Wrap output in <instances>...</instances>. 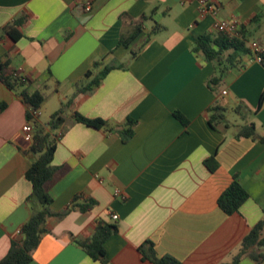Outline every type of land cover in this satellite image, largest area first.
Wrapping results in <instances>:
<instances>
[{"label":"crops","instance_id":"1","mask_svg":"<svg viewBox=\"0 0 264 264\" xmlns=\"http://www.w3.org/2000/svg\"><path fill=\"white\" fill-rule=\"evenodd\" d=\"M86 1L0 0V60L30 80L16 90L0 80V259L31 215L25 172L34 156L20 131L27 105L18 92L43 93L37 121L46 124L40 116L51 115L70 98L75 83L86 85L112 63L98 84L74 95L66 110L52 159L58 172L48 184L53 212L64 210L75 195L96 204L49 216L28 264H101L73 240L91 235L100 220L118 227L104 242L108 264H155L139 251L148 241L158 257L179 264L229 262L263 216L264 144L209 125L215 95L207 80L214 68L192 45L198 35L215 33V19L238 21L253 41L249 53L226 71L227 89L220 96L231 93L235 106L247 103L254 109L264 89V66L254 60L251 44L264 50V0H214L216 16L204 17L197 0H90V11L84 9ZM17 17L25 21L13 40L3 26ZM129 36L128 44L119 43ZM99 59L102 64L85 76ZM52 99L54 106L46 111ZM75 111L113 127H124L131 118L134 133L123 141L115 132L76 121ZM248 121L264 134V103ZM210 156L217 161L212 171L204 163ZM233 176L248 197L226 214L217 198ZM238 264L264 260L244 256Z\"/></svg>","mask_w":264,"mask_h":264},{"label":"trees","instance_id":"2","mask_svg":"<svg viewBox=\"0 0 264 264\" xmlns=\"http://www.w3.org/2000/svg\"><path fill=\"white\" fill-rule=\"evenodd\" d=\"M261 14L251 18V22L260 17ZM146 18L144 14L142 16ZM25 21L24 17H17L12 22L3 26V30L13 39L17 40L21 33L17 26ZM133 36L121 38L119 43L128 44ZM248 36L244 30L240 29V36L229 37L215 31V33H204L198 35L192 45V50L204 57L208 62H211L214 68L212 75L207 80V86L215 95V100L209 106V125L222 131L229 128V122L225 118L226 106H223L219 101V83L225 76L226 71L232 67H236L240 57L249 53L247 46ZM135 52L131 53V57H135ZM261 57L260 63L264 66V50L259 52ZM102 64V59L95 60L92 63V68L87 70L85 76H90L92 69L99 67ZM114 67V64L108 63L103 65L96 75L84 86L80 83H75V92L73 95L63 102L60 107L51 113L46 124H40L38 121L33 122V138L30 142L28 152L34 156L29 167L25 172V177L31 183V192L26 197V201L31 206V215L20 226V238H13L7 253L0 259V264H28L33 257V252L39 244L41 234L47 231L45 226L49 216L62 217L72 209L86 211L91 209L96 201L92 198H86L81 195L72 197L69 205L60 211L53 212L50 204L52 197L48 192V184L58 172V168L52 164L53 154L58 140L57 131H64L65 112L71 106L73 97L80 91H88L91 86L98 84L100 79ZM0 80L11 89L16 90L19 87L28 85V77L21 75L18 70L9 66L7 59L0 60ZM220 93V94H219ZM22 101L27 105V117L30 116L29 108H39L44 101V95L39 90L29 92L27 89H21L18 92ZM264 103V89L259 95L257 105L254 109L246 108L244 113H239L240 117L245 119L247 113L256 114ZM4 107L0 103V110ZM241 104H238L234 109L239 112ZM181 122H186L185 118L179 113H174ZM73 116L76 121L84 123L95 128H104L108 131L117 133L123 141L128 140L134 133L135 120L128 118L124 127L109 126L102 118L86 117L78 112H74ZM235 138L249 137L253 140H258L264 144V134H259L256 130V125L253 121H245L234 133ZM205 165L212 171L217 167V161L214 156H210L204 161ZM248 193L240 184L238 177L233 176L230 184L221 192L217 198L218 206L226 213L231 214L238 210L240 205L247 199ZM262 218L255 223L248 233L241 239L238 249L232 255L229 262L221 264H238L242 257L249 256L257 262L264 260V207L262 209ZM115 223L100 220L91 235L82 238H74L75 244L83 249V251L92 259L99 261L101 264H108L106 252L104 248L105 240L117 232ZM139 251L143 257L148 258L155 264H179L170 256L158 257L150 241L139 246Z\"/></svg>","mask_w":264,"mask_h":264},{"label":"built area","instance_id":"3","mask_svg":"<svg viewBox=\"0 0 264 264\" xmlns=\"http://www.w3.org/2000/svg\"><path fill=\"white\" fill-rule=\"evenodd\" d=\"M198 3V11L199 16L204 17L206 15L216 16L218 12V5L214 0H197ZM84 9L86 11L91 10V2L87 0L84 4ZM213 28L215 31L222 33L226 36L233 37V36H240V25L236 19H215L213 22ZM251 48L253 50V57L254 60L257 62L261 61V57L259 52L262 50L258 49L255 43L251 44ZM226 91L223 90L222 93ZM30 116L27 117L26 121L21 125L20 131L25 141L31 142L33 138V122L38 120L39 110L37 108H29L28 109ZM63 130L57 131L58 139L62 136ZM119 194V190H115V195ZM111 217L113 219L117 218L116 214H112Z\"/></svg>","mask_w":264,"mask_h":264},{"label":"rangeland","instance_id":"4","mask_svg":"<svg viewBox=\"0 0 264 264\" xmlns=\"http://www.w3.org/2000/svg\"><path fill=\"white\" fill-rule=\"evenodd\" d=\"M251 41H253V38H249V41L247 42V44L251 43ZM222 89H227V86H226V83H225V76L221 79L220 83H219V92L222 90ZM220 94V93H219ZM233 94H229L228 96H219V101L223 104H225L227 110L225 112V118L226 120L229 122V128L228 130L229 131H233V132H236L238 127L244 123L245 121H248V119H251L254 117V114H249L247 113L246 116H245V119L241 118L240 117V112L241 113H244L247 109L246 108H250L249 104L247 103H242V107L240 108L239 112H237L234 107H235V104L233 102ZM53 99L50 100L48 103H47V107H46V111L47 109H50L51 107L54 106V103H53ZM49 117H50V114H48V112H46V114H42L40 116V120L43 122V123H46L48 120H49Z\"/></svg>","mask_w":264,"mask_h":264}]
</instances>
